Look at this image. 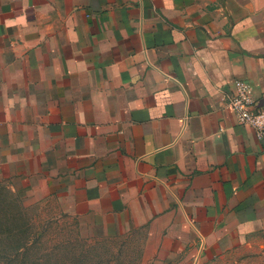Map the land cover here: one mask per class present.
<instances>
[{"label":"crops","instance_id":"obj_1","mask_svg":"<svg viewBox=\"0 0 264 264\" xmlns=\"http://www.w3.org/2000/svg\"><path fill=\"white\" fill-rule=\"evenodd\" d=\"M264 0H0V183L171 264H264Z\"/></svg>","mask_w":264,"mask_h":264},{"label":"rangeland","instance_id":"obj_2","mask_svg":"<svg viewBox=\"0 0 264 264\" xmlns=\"http://www.w3.org/2000/svg\"><path fill=\"white\" fill-rule=\"evenodd\" d=\"M0 264H171L136 232L105 230L46 197L0 183Z\"/></svg>","mask_w":264,"mask_h":264},{"label":"built area","instance_id":"obj_3","mask_svg":"<svg viewBox=\"0 0 264 264\" xmlns=\"http://www.w3.org/2000/svg\"><path fill=\"white\" fill-rule=\"evenodd\" d=\"M239 125L251 128L258 140H264V107H256L251 86L244 81L233 82L232 90L221 97Z\"/></svg>","mask_w":264,"mask_h":264}]
</instances>
